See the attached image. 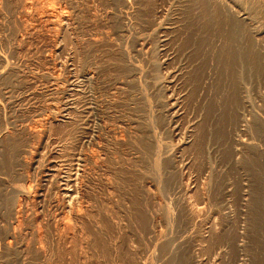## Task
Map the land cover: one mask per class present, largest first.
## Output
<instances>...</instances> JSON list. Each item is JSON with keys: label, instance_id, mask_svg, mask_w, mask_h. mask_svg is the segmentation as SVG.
Returning <instances> with one entry per match:
<instances>
[{"label": "rangeland", "instance_id": "obj_1", "mask_svg": "<svg viewBox=\"0 0 264 264\" xmlns=\"http://www.w3.org/2000/svg\"><path fill=\"white\" fill-rule=\"evenodd\" d=\"M188 1L0 0V264H264L257 175L245 163L251 132L239 155L215 139L187 143L205 117L185 42ZM263 2L245 21L264 45ZM260 84L247 83L250 119L264 107ZM171 90L181 95L176 120ZM72 98L76 109H63ZM157 144L181 145L178 160L164 168ZM72 156L83 164L76 210L44 176L51 159Z\"/></svg>", "mask_w": 264, "mask_h": 264}, {"label": "bare ground", "instance_id": "obj_2", "mask_svg": "<svg viewBox=\"0 0 264 264\" xmlns=\"http://www.w3.org/2000/svg\"><path fill=\"white\" fill-rule=\"evenodd\" d=\"M262 1H264V0H192V2H190L191 4L188 5L189 9L188 10L184 9V10L188 11V14H189V15L186 14L189 16V17L187 16V18H189V27H188V29H186L187 27H185V29L187 30L186 34H185V42L187 44H189L190 46H193V48L195 50V55L194 54L193 55L196 56L195 60H194L195 63L193 62L194 63L193 65L195 68L193 67L194 68L193 69L190 67L194 71V72L192 71L194 73V76L193 75L192 76H193V79L195 81V85L199 88L198 89L199 93L197 94L196 100H197V102L201 103L202 107L204 108L203 110H205V117H204V119L202 118L203 123L200 124L201 126L199 127V129H198V127H196V125L192 126V128L190 129V134L188 136L189 139H187V143H189L188 141H190V140L193 141V139L200 140L201 144L203 142H207V141L210 142L209 140H211V139H213V140L215 139L216 142L218 140H219V142L222 141V145H224L225 149L227 148L228 151L230 150V152H233L236 155H239L240 153L244 152V146L246 145V141H247L246 135H249L248 132L249 133L251 132L250 133L251 147H252L251 150H253V153H255V154L254 155L252 154L253 157L251 156L249 158L246 156L247 159H245V163L246 162L249 163V165L251 166V169H253V171L255 170V173L257 175V178H256V180H254V185H253V186H255V189H254L255 195H254V200L252 203H253V208H254V211H253L254 216L256 218L255 220H257V222H258L257 225L260 226L259 231L261 234V238L264 242V142L257 141V139L261 138V137H262V139H264V107H262L259 104V107L255 108V110H253V112H254L252 115L253 118L250 119V117L248 115L250 112L249 107L251 106V104H250L249 99L246 97V93L248 90L247 83L249 81L253 80V78L259 84L262 82V84H260V85L264 84V45L262 43L263 41L261 42V39H260L261 32L258 31L259 29L254 28L255 29V31H254L255 35L252 34L254 29L252 31L249 30L248 25H246L247 22L245 21V19L249 17V13L251 11L250 8H252V9L255 8V11H257L256 12L257 14L260 11H262V9H263L262 8V5H263ZM123 2L125 3V5L132 6L131 5L132 0H123ZM185 3H187V2H185ZM235 5H238L239 8L237 9L236 8L237 6L235 7ZM184 7H186V6H184ZM185 13H187V12H185ZM260 19H261V17H260ZM47 20H49V19H47ZM256 21H258V20H256ZM249 22H250V20H249ZM163 27H165V26H163ZM250 27H252V26L250 25ZM165 28L168 29V27H165ZM170 28H171V25H170ZM182 29H184V28H182ZM182 34H184V33H182ZM256 35H259V37ZM179 36H180V33H179ZM164 40H162V41H164ZM187 44H185V45H187ZM191 50L192 49H190V51ZM190 51L188 50V52H190ZM183 53H184V51H183ZM187 53H185V54H187ZM164 56H166V55H164ZM191 56H192V54H191ZM190 58H192V57H190ZM188 60H190V59H188ZM188 60H187V63H188ZM161 62H162L163 67L165 65H168V63H169L168 58L163 59ZM156 64H154V65H156ZM160 64H159V66H160ZM189 64H187V67ZM193 65H191V66H193ZM156 69L158 71V68H156ZM154 71H155V69H154ZM172 71H174V70H172ZM3 73H5V72H3ZM165 73H167V72H165ZM179 73H177L175 70L173 73L169 74L167 77L166 76L164 77L165 78V84H163L162 86H164L163 88H165V90H166V87L168 89H171L170 85L172 84V82H174V80H175L174 77H176L177 74H179ZM152 78H155V77H152ZM157 78H159V77H157ZM189 80H191V78H189ZM191 83H192V81H191ZM71 85H73L72 87H70L71 91L75 90L76 89L75 86H77V84L71 83ZM192 85H194V84L192 83ZM162 86H160V88H159V85H158V88L162 89L161 88ZM78 90H79V88H78ZM166 91L168 92V90H166ZM192 93H190V94H192ZM174 95L175 94L172 93V90H171V94H169L168 98H167L168 101H166V102H168L166 105V111H168L170 116H172L173 120H176L174 118L179 113L181 95H179V96H174ZM166 96H167V94H166ZM262 97H264V93H263ZM262 101H264V100L262 99ZM187 102H189V101H187ZM75 103H76V100L74 98H72V99H70L68 104L66 102V105H68V106L67 107L64 106L63 109H70L71 110V109L76 107V105H74ZM194 103H196V102L194 101ZM198 105L200 106V104H198ZM199 106H197V108ZM193 107H195V105H193ZM198 110H200V109H198ZM203 110H202V112H203ZM60 111H61V109H60ZM201 116H202V113H201ZM200 121H201V117H200ZM176 124L177 123H174L172 121V124H171L172 129L171 130L173 131L175 136H177L180 132L179 126ZM180 140H178V141H180ZM198 140H197V142H198ZM163 143L166 144L167 142L163 141ZM160 144H157V147L153 151L156 150V152L158 153L160 150L162 152V155L164 157V160L163 159L162 160H163V164L165 165L164 166V168H165L167 165H169V166L172 165L171 161H173V160L177 161L178 160L179 157L177 156L178 157L177 158L176 156L173 155V153L175 152V154H177L176 150L180 151L179 149L181 148V145L177 144L178 146L176 145V147L174 149V147H172L170 145L161 146ZM198 144H200V142H198ZM147 145H149V144H147ZM154 145L155 144L150 143V147H147V148L151 149V147H154ZM171 147L173 149H171ZM242 149H243V151H242ZM10 153H11V151H10ZM179 153H181V152H179ZM226 155H227V153H226ZM160 156H161V154H160ZM59 157L60 156H58V158ZM62 157L60 159H55V158H54V160L51 159L52 164L47 168L44 176L48 177L49 181H51V180L56 181L55 185L58 187V191H59L60 195L62 196L63 203L62 202L61 203L63 204V208H69L71 210H76L77 208L74 209V206L76 207L77 204L76 205H73V204L78 199V191L76 190V186H77V182H78V175H77L78 170L77 171H75V170L77 168L79 169L80 168L79 165H83V164H81L82 162H80V161L75 162L74 156H72L73 158H69V159H64L65 157L64 158H62ZM38 161H40V160H38ZM174 165H175V161H174ZM84 166H85V164H84ZM207 172H208V170H207ZM247 179L248 178H246V180ZM174 183H175V181H174ZM183 185H184V183H183ZM250 189H251V187H250ZM41 195H43V194L41 193ZM247 201H248V199H247ZM187 210H188V208H187ZM198 214H199V212H198ZM252 216H253V214H252ZM252 219L254 220V218H252ZM255 220L253 221V223H255ZM67 221H65V222H67ZM65 222H63V226L67 225ZM65 227H67V226H65ZM209 229H211V228H209ZM254 232H256V231L254 230ZM182 235L180 234L179 236H182ZM259 239H260V237H259ZM177 241H176V243H177ZM263 242H262V244H263ZM171 243H173V242H171ZM168 244H170V243H168ZM262 244H261V246H262ZM262 247H264V246H262ZM170 249L172 250V248H170ZM175 250L177 251L176 248H175ZM175 255H177V254H175ZM168 256H170V255H168ZM174 257H176V256H174Z\"/></svg>", "mask_w": 264, "mask_h": 264}]
</instances>
